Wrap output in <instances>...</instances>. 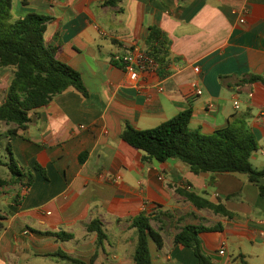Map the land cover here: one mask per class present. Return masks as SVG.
<instances>
[{
  "label": "crops",
  "instance_id": "0c3cea01",
  "mask_svg": "<svg viewBox=\"0 0 264 264\" xmlns=\"http://www.w3.org/2000/svg\"><path fill=\"white\" fill-rule=\"evenodd\" d=\"M104 1H13L15 19L53 18L45 40L81 73L89 96L71 87L33 111L26 129L1 124L17 165L34 181L29 189L0 186V264H71L50 256L60 251L86 264H135L132 222L142 213L164 241L159 250L150 240L152 264H199L191 248L174 242L186 225H222L200 234L214 264H264V198L247 175L194 174L177 159L145 161L121 138L127 123L153 129L189 109L191 129L206 135L244 116L259 145L251 162L263 170L264 84L247 80L264 78V0ZM155 29L167 40L161 73L148 56ZM129 53L137 59L136 82L114 59ZM11 79L12 69H0V104ZM9 129L17 136L7 137ZM179 190L221 203L234 216L199 209ZM95 218L107 234L101 245L87 228ZM62 232L73 238L60 240Z\"/></svg>",
  "mask_w": 264,
  "mask_h": 264
},
{
  "label": "trees",
  "instance_id": "16d2710c",
  "mask_svg": "<svg viewBox=\"0 0 264 264\" xmlns=\"http://www.w3.org/2000/svg\"><path fill=\"white\" fill-rule=\"evenodd\" d=\"M13 1L0 0V69H12V79L3 102L0 104V124H14L24 130L31 121L30 114L36 109L48 105L56 96L73 87L84 96H89L79 71L57 58L58 45L48 44L45 32L52 17L29 13L23 18L13 16ZM125 0H105L103 6L117 7ZM158 30H153L149 38V58L159 64V73L165 66L167 40ZM124 67V66H123ZM248 82L261 81V76H252ZM192 110H185L177 116L163 122L153 129L141 130L126 124L121 138L133 148L145 153L144 160L166 161L177 159L186 163L194 174L201 173H241L248 176L250 183L256 185L264 198V169H256L252 154L258 150V140L244 116L233 117L225 128L210 135L192 130L190 127ZM17 131L9 129L7 137L17 136ZM9 159L0 156V165L9 169L7 178L0 176V186L21 185L29 189L34 181L30 171H24L17 165L12 145L7 143ZM40 169V166L36 167ZM46 175V172L43 170ZM185 199L199 209H209L216 214L232 218L234 213L225 205L214 203L193 192L180 191ZM21 201L16 197L14 203ZM151 216L142 213L133 219L138 237L134 253L135 264H152L149 242L153 240L157 248H163L162 235L150 224ZM89 232L97 233V243L101 245L107 234L103 223L95 218L88 226ZM222 225L207 227L204 225H186L174 238L175 244L191 248L199 264H214L203 252L201 232L221 231ZM60 240H70L72 234H56ZM50 256L66 260L71 264H86L66 252H57ZM246 264V263H241Z\"/></svg>",
  "mask_w": 264,
  "mask_h": 264
},
{
  "label": "built area",
  "instance_id": "2783aa9c",
  "mask_svg": "<svg viewBox=\"0 0 264 264\" xmlns=\"http://www.w3.org/2000/svg\"><path fill=\"white\" fill-rule=\"evenodd\" d=\"M114 59L118 62H123L124 63V68L125 70L127 71V73L129 74V77L131 79V81H138L139 77H140V73H139V70L137 68V65H136V58L135 56L132 54V53H129L123 57L121 56H115ZM195 70L197 72L200 71V69L198 67L195 68ZM198 94H201L202 91L201 90H197ZM120 177H118L116 180H119ZM219 254L220 255H224L225 254V249L222 248L220 251H219Z\"/></svg>",
  "mask_w": 264,
  "mask_h": 264
},
{
  "label": "rangeland",
  "instance_id": "374dc122",
  "mask_svg": "<svg viewBox=\"0 0 264 264\" xmlns=\"http://www.w3.org/2000/svg\"><path fill=\"white\" fill-rule=\"evenodd\" d=\"M6 87H7V83L4 82L1 89H3V91L6 92L7 91ZM1 124H0V130L3 128V126H1ZM6 142H7L6 137L0 131V156L2 157V159L4 161H7V159H9V155L7 154V151H6L7 150L6 149L7 143ZM7 175H9V169L6 168L5 166L0 165V176L5 177ZM0 207L3 208L2 205H0Z\"/></svg>",
  "mask_w": 264,
  "mask_h": 264
}]
</instances>
